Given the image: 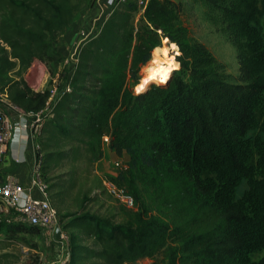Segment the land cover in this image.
Instances as JSON below:
<instances>
[{
	"label": "trees",
	"instance_id": "trees-1",
	"mask_svg": "<svg viewBox=\"0 0 264 264\" xmlns=\"http://www.w3.org/2000/svg\"><path fill=\"white\" fill-rule=\"evenodd\" d=\"M88 1L0 0V79L26 113L44 110L51 92L32 90L25 74L35 61L53 60ZM140 1L120 4L80 49L39 139L46 182L69 169L54 194L49 184L55 206L77 189V211L60 219L70 238L66 264L159 257L164 264H264L254 260L264 253V0H198L236 49L237 78L193 39L180 3ZM165 41L178 45L180 69L166 85L136 95L143 67ZM105 138L111 151L129 156L127 168L106 180L94 173ZM104 181L124 188L134 208L90 212ZM8 230L41 235L27 226ZM18 260L0 253V264Z\"/></svg>",
	"mask_w": 264,
	"mask_h": 264
},
{
	"label": "rangeland",
	"instance_id": "rangeland-1",
	"mask_svg": "<svg viewBox=\"0 0 264 264\" xmlns=\"http://www.w3.org/2000/svg\"><path fill=\"white\" fill-rule=\"evenodd\" d=\"M176 3L182 5L181 19L183 23L190 29L191 35L194 40L205 44L207 48L212 52L216 59L226 66V71L233 78H237L240 75V65L238 60V54L228 36L222 32L221 28L215 25L209 19L206 9L200 4L198 0H173ZM170 44L165 41L162 48L169 49ZM167 56H176L174 51H167L162 53L161 58L166 59ZM168 57V58H170ZM178 56H176L177 59ZM160 61L154 57L151 62L143 67L140 77L146 79L149 74V70H156L160 67ZM174 74V73H173ZM172 74V76H173ZM171 76V77H172ZM62 79L60 75L59 81ZM66 82V77L62 79ZM50 81V80H49ZM56 83L51 80L49 88L55 86L60 91L61 83ZM133 87V91H134ZM104 143H107L105 138ZM127 168V160L124 157H118L116 155L111 156L108 152L104 153V156L95 164L94 173L106 180L108 177L117 176L123 169ZM69 169L65 167L63 170L52 172L48 181L51 186V191L54 194L58 191L56 185L60 183H66V174ZM3 176V175H2ZM59 177H62L61 179ZM5 182V179L0 178V185ZM91 185L89 182L87 186ZM77 189L71 192V194L61 203L57 202L56 207L61 213V217L67 213H74L77 211V205L75 202ZM92 198L96 201L88 205V209L92 213L99 215H117L120 211V203L111 197L105 190L97 191L93 193ZM121 221V219H118ZM8 223L5 221L4 216L0 215V253H11L19 259L18 264H62L67 259L68 249L58 246L56 243L51 242L50 239L43 236H37L36 234L24 230L21 232H13L8 230ZM264 257V253H259L254 256V260L258 261ZM15 259V258H12ZM137 264H164L161 262V258L156 259H144L137 262Z\"/></svg>",
	"mask_w": 264,
	"mask_h": 264
},
{
	"label": "built area",
	"instance_id": "built-area-1",
	"mask_svg": "<svg viewBox=\"0 0 264 264\" xmlns=\"http://www.w3.org/2000/svg\"><path fill=\"white\" fill-rule=\"evenodd\" d=\"M119 5L125 3L126 0H118ZM148 0H141V6L146 5ZM118 5V6H119ZM99 21V18L97 19ZM101 21V19H100ZM98 34L97 31H82L78 48L81 49L88 40ZM78 61V59H77ZM76 61V63H77ZM57 81H54L56 83ZM62 85L59 87L61 88ZM51 96L47 103V107L40 112L27 113L30 120V131L37 153L41 151L39 142L43 128L48 121L51 111V102L58 95V88L53 86L50 88ZM18 108L10 99L8 87L0 79V160L3 158L7 144L14 134L15 125L13 124L11 113L19 112ZM43 155L37 156L34 175L31 179L30 186L25 188L12 178L5 179L0 185V215L4 216L5 221L11 226H27L40 230L43 237H47L51 242L58 246L67 248V259L69 260V233L65 231L60 224V214L53 203L52 194L49 184L46 182L43 174ZM36 189L39 196L35 197L32 191ZM104 190L120 205L129 209L134 208V199L126 193L124 188L114 185L112 182L104 181ZM58 228L62 229L61 238H57Z\"/></svg>",
	"mask_w": 264,
	"mask_h": 264
},
{
	"label": "crops",
	"instance_id": "crops-1",
	"mask_svg": "<svg viewBox=\"0 0 264 264\" xmlns=\"http://www.w3.org/2000/svg\"><path fill=\"white\" fill-rule=\"evenodd\" d=\"M118 5V0H91L86 2L68 33L64 36L63 43L55 45L51 51L50 56L53 60L48 63L37 60L25 74L24 78L29 87L35 92H43L49 88L51 80L53 82L59 81L60 75L62 79L66 76L70 79L79 56L80 33L82 31H97L99 33L105 21ZM98 18L99 21H97ZM62 79L59 81L61 85L63 84ZM11 118L15 129L3 158L0 160V173L4 179L12 178L21 186L28 188L34 175L38 156L30 131L31 118L23 110L11 113ZM107 150L111 156H118L110 150L109 138H107V143H104V153ZM123 157L127 162L129 161L127 154H124ZM32 194L35 197L39 196L36 189L32 191Z\"/></svg>",
	"mask_w": 264,
	"mask_h": 264
},
{
	"label": "bare ground",
	"instance_id": "bare-ground-1",
	"mask_svg": "<svg viewBox=\"0 0 264 264\" xmlns=\"http://www.w3.org/2000/svg\"><path fill=\"white\" fill-rule=\"evenodd\" d=\"M172 44L170 43V47H169V49H170V51H174L175 52V50L174 49H172ZM169 49L168 48H162V47H160V48H158V49H156L155 50V52H154V57H156V60H158V61H160L159 62V64H160V67L158 68V69H152V70H149L148 72H149V74H148V76L146 77V79H149V78H155V79H162L163 77H164V75L166 74V73H168V71H169V69H170V67H171V65H172V63H173V59H175V61H177L178 62V60L176 59V56H172V57H170V56H167L166 54V59H162L161 58V54L162 53H167V51H169ZM168 57H170V58H168ZM175 71H172L171 72V75H170V78L168 79V82L170 81V79H171V76H172V74L174 73ZM167 82V83H168ZM166 83V84H167ZM151 84H153V83H150L149 85H148V87L151 85ZM166 84H162V85H166Z\"/></svg>",
	"mask_w": 264,
	"mask_h": 264
},
{
	"label": "clouds",
	"instance_id": "clouds-1",
	"mask_svg": "<svg viewBox=\"0 0 264 264\" xmlns=\"http://www.w3.org/2000/svg\"><path fill=\"white\" fill-rule=\"evenodd\" d=\"M171 47H172V49L175 50L176 56L182 55V53L179 51L178 45L172 44ZM180 67H181L180 63L175 61V59H173V63L171 65L168 73H166L162 79H155V78L142 79L141 82L134 88L135 94L141 95L144 92H146L148 89V85L150 83H156L157 86H159L161 84H166L168 82V79L170 78L171 72L172 71H178L180 69Z\"/></svg>",
	"mask_w": 264,
	"mask_h": 264
},
{
	"label": "water",
	"instance_id": "water-1",
	"mask_svg": "<svg viewBox=\"0 0 264 264\" xmlns=\"http://www.w3.org/2000/svg\"><path fill=\"white\" fill-rule=\"evenodd\" d=\"M61 233H62V229L58 228L57 230V238L60 239L61 238Z\"/></svg>",
	"mask_w": 264,
	"mask_h": 264
}]
</instances>
